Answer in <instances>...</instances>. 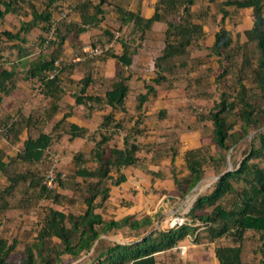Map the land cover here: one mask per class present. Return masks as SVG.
<instances>
[{
	"label": "trees",
	"instance_id": "1",
	"mask_svg": "<svg viewBox=\"0 0 264 264\" xmlns=\"http://www.w3.org/2000/svg\"><path fill=\"white\" fill-rule=\"evenodd\" d=\"M41 1L45 7L39 11L33 0H0V102L19 82L36 89L43 99L41 107L31 106L25 112L20 106L14 113L0 116V137L10 144L21 141L26 130L15 154L0 148V177H5V183L0 181V213L2 218L12 217L34 202L43 205L44 212L41 219L30 222L31 239L20 240L15 235L9 240L0 235V264H169L159 261L156 254L177 249L186 236L197 243L213 242L219 264H248L243 249L256 240L260 244L253 251L260 259L250 264H264V0H218L213 13L208 10L215 0H157L155 12L148 18L111 0H76L66 11L58 0ZM105 5L113 7L119 26L100 28L102 37L91 42L92 47L104 49L102 54L87 57L75 48L85 58H67L63 46L68 34L76 36L99 27L107 13ZM245 9L250 26L242 32L229 28L226 19L236 26L234 14ZM54 11L64 16L56 18ZM73 11L77 20H69ZM6 14L19 20L17 30L1 27ZM28 14L31 18L24 20ZM154 21L166 24L160 40L148 35ZM205 24L211 28L205 30ZM35 27L39 29L36 44L26 45V36ZM5 38L16 43L7 44ZM112 42L120 45V51L114 50ZM201 51L204 53L197 54ZM141 53L145 61L139 59ZM108 57L118 69L111 77L99 76L92 63ZM81 62L85 72L75 80L72 72ZM234 64L238 65L236 73L230 70ZM148 72L154 76L143 78L146 91L133 95L135 104L128 107L129 80ZM203 85L209 89L187 92ZM158 87L182 88L183 113L195 119L177 124V132L169 134L173 142L167 154L174 182V188L166 192L169 202L184 199L209 168L219 178L195 198L181 225L158 228L155 221L160 212L106 219L100 209L109 196V183L124 181L126 167H144L143 153L154 150V143L139 139L147 133L144 105ZM66 96L69 101L64 100ZM197 100L208 102V107ZM76 106L84 108L85 119L105 108L110 112L101 115L90 130L68 119ZM115 113L121 118L116 119ZM166 116L165 109L156 114L158 119ZM199 126L210 128L208 144L183 153L187 173L178 176L177 134ZM64 136L69 141L85 138L91 149L87 154L76 151L72 156L75 169L67 174L55 172L52 186H47L45 175L55 161L50 148ZM237 150L241 152L236 158ZM62 189L78 192L85 209L63 204L67 197ZM228 201L230 207L224 205ZM207 206L211 207L208 211L204 210ZM121 232L123 237L137 240L126 244L100 237ZM225 239L229 242H223ZM19 244L21 251L16 256ZM82 255L86 257L81 260Z\"/></svg>",
	"mask_w": 264,
	"mask_h": 264
},
{
	"label": "crops",
	"instance_id": "2",
	"mask_svg": "<svg viewBox=\"0 0 264 264\" xmlns=\"http://www.w3.org/2000/svg\"><path fill=\"white\" fill-rule=\"evenodd\" d=\"M156 1L157 0H111L112 3L118 4L122 7L127 8V9H131L133 11L139 10L140 15L144 18H148V17L153 15V13L155 12L154 5H155ZM75 2H76V0H58L56 3H61L62 8L66 11L67 9H70L72 6L71 4L75 3ZM42 6L43 7L38 9L39 11L44 9L45 6L43 5V3H42ZM112 6H113V4H112ZM112 6H106V5L104 6V8L107 9V13L105 15L104 21L101 22L99 27H96V28H98V31L96 33H91V28H90L87 31L82 32L76 36H74L71 33L68 34L67 39H66L64 46H63L64 53H65L66 57L69 56L70 60H73L75 58V56L79 55V54H77V50L75 48L82 49L85 46H89V45L91 46V42L93 40L102 37L100 28L107 27L108 25H110L108 23L109 20L117 21V14L113 11ZM36 7L38 8L37 5H36ZM55 15L57 16V14H55ZM20 18H23V17L20 16ZM30 18H31V16H30V14H28L24 18V20H28ZM70 19L71 20H77L78 19L77 13H75L74 11L71 12V15L69 16V20ZM165 28H166L165 22L154 21L152 23L149 31H148V35L150 36V38H152L154 40H160V39H162L163 33L159 37L158 36L154 37L152 34V33H154L153 30L154 31L157 30V32L159 34H161V32H164ZM207 29H209V28H207ZM35 30H37L39 32V29L37 27H35ZM212 37H213V35H210L209 37H207V39H206L207 44L211 43ZM111 44H112L115 51H117V52L120 51V45L119 44L114 43V42H112ZM144 52L145 51H143V53ZM143 53H141L139 56V59L141 61L146 60L145 54H143ZM92 64H94L97 67V74L99 76L101 75L104 77H111L116 73L117 65L115 63V60L111 57H108L106 59H97ZM101 68L103 69V71H101ZM124 68H126V67H124ZM84 72H85V66L81 62L74 67V70L72 72L71 77L74 78L75 80H78L83 75ZM152 76H154V73L148 72V74L145 73V74L141 75V78L133 77L129 80L130 90H129V97H128L129 100L127 102L128 107L132 108V106L135 104V102H133V104L131 105V103H132L131 101L133 100V97H134L133 95L138 94V93H144L146 91V89L144 87L143 78L144 77H152ZM22 88H24L26 90L29 89L28 86L21 83L16 88V90L18 91L17 94H19V92L22 90ZM132 90H134V91H132ZM176 91H180V92H176ZM131 92H134V94ZM181 92H184V90L182 88H178V87H175V88L158 87L157 91H156V95L149 96L147 103L144 105L146 117L144 118V122H143V126L147 129V133L143 137H141L139 140L144 142V143H148V142L154 143V150L150 151V152H144L143 153V155L145 156V158L143 160L144 161V167H141V166L126 167L122 170L124 175H125L124 181H122L118 185H113V184L109 183V196L103 202V209L108 210L110 213L108 218L109 217L120 218V217H123L125 215H134L136 218H139L143 214H150L151 215V214H155L157 212H160V215L157 217V219L155 221V222H157L158 220H160L162 218V215L165 213V210L168 208V206H173V204L177 203V206H175L176 204L174 205L175 209H177L178 205L182 204L181 201H183V200L170 203L169 199L167 198L168 194L166 192H168L169 190H172L174 188V182H173L172 177H171V172L168 173L166 171V170H168V166H170L169 171L171 169L169 156H168L167 152H166V154H165V152H161V149L164 147H160L161 146L160 144L165 142L164 137L166 135H168L167 137H169L170 133L177 132V128H176L177 124H182L183 121L193 122L195 120L194 116L184 115L183 110H182L183 105H184L182 102V98H184V97L182 95H180ZM130 93L133 95H131ZM64 100L69 101L70 98L66 96L64 98ZM28 101H25V102H28ZM22 106L23 105H21V107ZM18 107H20V106H18ZM160 109L166 110L167 116L164 119H158L156 117V114L159 112ZM109 112H110V109L105 108L103 110L97 111L95 113L96 115L94 114L93 117H91L90 119H85L82 116L83 113L79 112V106H76V107H74V114L72 116H70L68 119L70 121H75L80 125H86L90 128V130H92L93 127L95 126V123L100 120L101 115L108 114ZM0 116H3V115L0 114ZM174 116H179L180 118H175ZM115 118L116 119L121 118V114L115 113ZM156 119H158V120H156ZM166 119H169V120L174 119V120H171L172 125H171V129H170V133L163 132V133L159 134L158 130H160L161 128L162 129L164 128L163 125H159V124L161 123V120H166ZM151 122L154 124L159 122V124H156V126H157L156 131L157 132L152 131L153 133L152 132L150 133V131H149L150 129H148V124ZM132 124H133L132 122H127L128 126H130ZM167 128H169V126H167ZM204 130H209V135ZM24 131L26 132V130H24ZM188 133L189 134L193 133V135L187 136ZM210 134H211L210 128L208 129V127H204V126H199L197 128H193V129H185V130L182 129V130H180V133L177 134L178 141H179V145H178L179 153L177 155V159H179L178 164H177V159L175 160L176 170H177V172H179V175L183 176L187 173V168L185 167V162H184V159L182 156L183 153L188 149H192V148L207 144L209 139H210ZM64 137H66V136H64ZM64 137H62L61 140H63ZM167 137H166V140H170V138H167ZM24 138H25V135H24V137L20 136L21 141L17 142L16 144H10L4 137H0V148L2 150H4L6 154L13 155L18 150V148H20V146L22 145V141L24 140ZM66 139H67L66 141H69L67 137H66ZM78 141H80V143L82 141L84 143L83 146L86 145L85 147H87V148L85 150V149H83V147H80V148H77V150H75V152L76 151H82L83 153H86V154L89 153V151L91 149V145L89 143L88 144L85 143V141H86L85 138H75L69 142H75L76 143ZM54 144H57V143H54ZM54 144H52V145H54ZM183 145H185V148ZM169 146L167 148H169ZM9 147L16 149V151L15 152H6L7 149H9ZM74 153H71L69 160L65 163H63L64 162V160L62 159L63 157L60 158L61 161H59V163H58V171L59 172L67 174V173H71L75 169V162H74L73 157H72L74 155ZM62 154H64V153L62 152ZM65 154H66V152H65ZM163 155H166V156H163ZM64 157L67 158V156H64ZM15 164L16 163H14L12 166H15ZM86 165L91 166L92 163L87 162ZM54 166H55V164H54ZM146 168L149 170H153L155 172H159V174H161V176L160 177H153L151 174H149L148 172L145 171ZM0 181L2 183H5V177L1 176ZM206 183L201 184L200 188L205 189V187L207 185ZM60 192L64 195H66V197H67L65 200L62 201L63 204H65L67 206H71V208L74 210L85 209V204H84L83 200H81V202H80L81 204L77 203L76 207H72V205H74V202L76 201V199L74 197L79 199L78 192H73L72 190H67V189H65V190L62 189V190H60ZM146 196H148V197L146 198ZM145 198L149 202L151 200L155 202L154 205L152 204L153 208L149 209V208H144L143 206H140L141 205L140 202L143 201ZM186 199L188 200V196L186 197ZM122 208H123V211H121ZM175 209L173 212H176ZM101 210L102 209H100V211ZM102 215H103V213H102ZM123 230H124V232L127 231L126 229H123ZM107 235L114 237V238H110V239L115 240L119 243H126L127 244V243L135 242L137 240V239L132 238V237H123L122 232L119 234H107ZM128 238H131L132 240H128V241L123 240V239H128ZM190 239H192V238L190 237ZM192 244H193V247L202 248L204 250V252H208V253L200 254L202 259H201V257H198V261H195V263L193 262V260H191V259L189 260L187 258L183 262V264H219L218 260L215 257L213 242L205 241V242L197 243V242L192 241ZM175 250L178 251V248ZM161 253H163V252H158V254H161ZM158 254H156V255H158ZM204 257H205V259H204ZM169 264H171V263L169 262Z\"/></svg>",
	"mask_w": 264,
	"mask_h": 264
},
{
	"label": "rangeland",
	"instance_id": "3",
	"mask_svg": "<svg viewBox=\"0 0 264 264\" xmlns=\"http://www.w3.org/2000/svg\"><path fill=\"white\" fill-rule=\"evenodd\" d=\"M202 1L206 2V0H202ZM217 1L218 0L210 2L211 9L208 10L209 13H213V12L216 11ZM33 2L35 3V5L38 6V9L43 7L41 0H33ZM58 5L62 6L61 3H58ZM195 7L196 6H193L192 8L194 9ZM54 13L57 14V16L54 14L56 18L60 17L61 14H63L61 12H56V11H54ZM239 18H241V20ZM234 19H235V20H233L234 23L238 21V24L236 26L233 25V24H230L231 21L229 20V18H227L226 21H225L227 23V26L229 28L233 29V30H238V31L242 32V30L244 28H247V27L250 26V21H249V16H248V9L238 11V13L234 14ZM3 20H4V22L1 25L2 28L7 27V28H10L12 30H17L18 27L20 26L19 25L20 24L19 20L15 16H13L11 14H6L4 16ZM108 23L110 25L114 26V27H118L119 26V22L118 21L109 20ZM204 27H205V30L207 28H209V29L211 28L207 24H205ZM126 29H127V27L124 26L123 31H127ZM97 31H98V28H91V33H96ZM153 32L154 33H152V34H153L154 37H157V36L159 37L163 33V32H161V34H159L157 32V30H155V31L153 30ZM37 34H38V31L35 30V28L32 29L30 31V33H28V35L26 36L27 39H28V42H25V44L29 45L31 43H35V38H36ZM116 36H118V33H116ZM163 36L164 35H162V37ZM233 39L235 40L234 36H233ZM242 39H244V36H242ZM5 43H7V44L16 43V40H11V39L8 40L7 38H5ZM235 43L236 42L234 41L233 44H235ZM37 47H39V46H37ZM203 53H204V51L197 52V54H203ZM67 58H69V56H67ZM210 64H213V63H210ZM216 66H217V64H214V67H216ZM117 69H118V67H116V70ZM237 69H238V65L234 64V65H232L230 70H231L232 73H234V72L236 73ZM101 71H103L102 68H101ZM219 71H220V69L215 70L214 74L218 73ZM146 74H148V73H146ZM232 78H234L233 74H232L230 80H232ZM21 83L23 84V82H19V84H21ZM28 88L29 89H27V90L22 88V90L19 92V94H17L18 91L16 89H13L12 92L9 95H3L2 99H1V102H0V114L5 115L6 113H14L15 111H17L18 106H21V105H23L22 109L25 112L30 111L31 106H35V105L37 106L38 105V107L39 106L41 107L42 105H40V104L43 103V99H42L41 95L37 93L36 89H31V87H29V86H28ZM208 89L209 88H208L207 85H203V86H197L196 88L192 87L187 92L189 94H193V93H195L197 91L200 92V91H205V90H208ZM212 90L214 92V88L213 87L210 88V91H212ZM132 91H134V90H132ZM176 92H180V91H176ZM131 93L134 94V92H131ZM133 94H131V95H133ZM180 95H182L184 97L185 93L181 92ZM128 100L129 99H127V102H128ZM25 101H28V102H25ZM184 101H185V97L182 98L183 104H184ZM131 102H132L131 105L133 104V102H135V98L134 97H133V100ZM200 104L202 106L208 107V102H206V103L205 102L204 103L201 102ZM79 112L83 113L84 112V108L79 106ZM174 117L175 118H180L179 116H174ZM156 120H158V119H156ZM171 120H174V119H171ZM171 120H169V119L161 120L160 124H159V122L155 123V124L151 122V123L148 124V129H150L149 130L150 133L152 131L157 132L156 131L157 130L156 124H159V125H163L164 126L163 129L161 128L160 130H158L159 134L163 133V132L170 133V129H171V125H172ZM167 126H169V128H167ZM204 131L206 133H208V135H209V130H204ZM23 132L24 133L20 135L22 137H24V135H26V132L25 131H23ZM191 135H193V133H191V134L188 133L187 136H191ZM167 136L168 135H166L164 137L165 138V142L160 144L161 145L160 147H164V148L161 149V152H165V154L167 152V147L169 145H171L172 142H173L172 139H171V141L170 140L169 141L166 140ZM167 138H169V137H167ZM66 140H67L66 137H64L63 140H60L57 144L52 145V147L50 148V150L52 152V155H53L52 156L53 160H55L53 162L52 166H51V167H53V172L54 173L58 171V163H59V161H61L60 160L61 157H63L62 158L64 160L63 163H65V162H67L69 160V157L71 156V153H74L75 150H77V148L83 147V149H85V150L87 148V147H85L86 145L83 146L84 143L82 141H81V143H80V141L75 143V142H69V141H66ZM85 143L88 144V142H86V141H85ZM183 146L185 148V145H183ZM15 151H16V149L9 147V149H7L6 152H15ZM62 152L64 154H62ZM65 152H66V154H65ZM240 152H241L240 150L239 151L238 150L235 151V154H233V156H235L237 158L238 156H240ZM64 156H67V158L64 157ZM163 156H166V155H163ZM178 162H179V159H177V164H178ZM54 164H55V166H53ZM169 167L170 166H168V170H166L168 173L171 172V171H169ZM206 171L207 172L205 174V177L200 182L201 184L206 183L208 180L211 181L215 177L214 172L212 171L211 168L207 169ZM178 176H181V175H178ZM211 184L212 183H210V185ZM210 185L207 186L201 193H203L206 190H208ZM189 195H190V197H188V200H187L186 197L189 196ZM147 197L148 196H146V198ZM186 197L184 199H182L183 201L180 200L182 202V204L178 205L177 209H175V207H174L175 204H176L175 206H177V203L173 204V206H168V208L165 210V213L162 215V218L160 220H158L157 222H155L156 226H158V228L171 227L172 226V221L174 220V218H176V216L182 217L184 220H185V218L188 217L187 213H188V211L191 208L190 207V202H191V198L193 197V193L190 192L189 194L186 195ZM74 198L76 199V201L74 202V205H72V207H76L77 203L79 204L81 202V200L77 199L76 197H74ZM146 198L143 201L140 202V204H141L140 206H143L144 208H149V209L153 208V205H154L155 202L152 201V200L149 202V201L146 200ZM224 205L226 207H230L229 201L228 202H224ZM42 206L43 205H37V203L34 202L32 204V206H30L28 208H25L22 212L15 211V213H13L14 216H12L13 218L12 217H7V218L4 217V218H2L4 214L0 213V220H1V223H0V235L7 237L9 240L15 235L18 236V238L20 240H29V239H31L32 235L34 234V231H33L32 228H30V225H31L30 222L32 223V222H34L36 220L41 219V217L44 214V212H42L43 211V207ZM174 209L176 210V212H173ZM210 209H211V207L207 206V207H205L204 210L208 211ZM101 211L103 213V216L105 218H108V216L110 214L109 211L108 210H104V209H102ZM121 211H123V208L121 209ZM8 216H11V215H8ZM123 240L124 241H128V240H132V239L128 238V239H123ZM223 242H227L228 243L229 240L225 239V240H223ZM250 243L251 244H249V246H246V245L244 246L243 259L246 260L248 264H250L251 262L252 263H258L259 259H260V254L257 253V251H258L257 248H258L260 243L257 242L256 240H253ZM21 246H22L21 244L18 245V249H17L18 251H16L14 253V255H16V256L19 255V252L21 251ZM178 248L182 249V254L181 255L178 253L177 250H173V251H171L169 253L168 252H165V253L163 252L161 254L156 255L157 259L159 261H161V260L168 261L171 264H183V262L188 258L189 260L190 259L193 260V262L195 263V261H198V257H201L200 254L208 253V252H204V250L202 248L193 247L192 239H190L189 236H186L184 238V240L179 242ZM253 249H256L257 251H255V253H254ZM86 255H82L79 259H81V260L84 259L86 257ZM201 259H202V257H201ZM204 259H205V257H204ZM76 261H78V260H76ZM76 261H74V263Z\"/></svg>",
	"mask_w": 264,
	"mask_h": 264
},
{
	"label": "built area",
	"instance_id": "4",
	"mask_svg": "<svg viewBox=\"0 0 264 264\" xmlns=\"http://www.w3.org/2000/svg\"><path fill=\"white\" fill-rule=\"evenodd\" d=\"M61 16H64V15L61 14ZM103 50L104 49L100 46L92 47L90 45L85 46L81 49V51L83 53H85L87 55V57H93V58L102 54ZM84 58H85V55H77V56H75V58L73 60L74 61H80V60H83ZM55 63H57V61ZM54 175H55V173L53 172V167H51V169L45 175V179H44V182L46 183L47 186H52L53 180H54ZM184 221L185 220L182 217L176 216V218H174V220L172 221L171 227L181 225L182 223H184ZM178 253L181 255L182 249L178 248Z\"/></svg>",
	"mask_w": 264,
	"mask_h": 264
},
{
	"label": "water",
	"instance_id": "5",
	"mask_svg": "<svg viewBox=\"0 0 264 264\" xmlns=\"http://www.w3.org/2000/svg\"><path fill=\"white\" fill-rule=\"evenodd\" d=\"M219 178V176H215L211 181L210 180H208L209 181V184H208V186L210 185V183H213L216 179H218ZM201 182V181H200ZM200 184L201 183H198L192 190H191V192L193 193V197L191 198V202H190V207L192 206V203H193V201L195 200V198L204 190L203 188H200ZM206 188V187H205ZM188 197H190V195L188 196ZM189 207V208H190ZM100 237H105V238H114V237H112V236H110V235H106V234H104V235H101ZM96 243V242H95Z\"/></svg>",
	"mask_w": 264,
	"mask_h": 264
}]
</instances>
